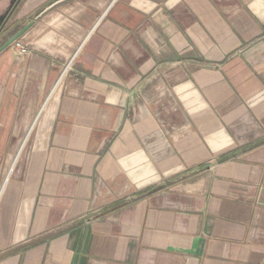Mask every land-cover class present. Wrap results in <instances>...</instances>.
Here are the masks:
<instances>
[{"label":"crops","instance_id":"crops-1","mask_svg":"<svg viewBox=\"0 0 264 264\" xmlns=\"http://www.w3.org/2000/svg\"><path fill=\"white\" fill-rule=\"evenodd\" d=\"M58 4L0 53V264H264V0Z\"/></svg>","mask_w":264,"mask_h":264},{"label":"rangeland","instance_id":"rangeland-1","mask_svg":"<svg viewBox=\"0 0 264 264\" xmlns=\"http://www.w3.org/2000/svg\"><path fill=\"white\" fill-rule=\"evenodd\" d=\"M55 1L57 0H42L33 8L26 12H22L26 2V0H24L23 4L13 17L14 23H18L14 24V26L11 28V32H15L18 28L25 25L30 19L35 21L42 18L46 12L41 15L40 13ZM56 6H59V4ZM20 38H18L19 41L21 40ZM2 78L3 77H1V79ZM7 99L11 102L13 100L12 97ZM1 100H3L2 97L0 98V103ZM14 117L15 114L11 112L0 111L1 123H3L5 120L7 124H11ZM38 132L39 129L37 128L13 129L0 127V193L4 185L11 180L18 181L20 183V192L24 180L26 177H28L27 174L30 173L29 167L31 164L32 152L34 150V143L36 142ZM32 169L33 168H31V172L33 171Z\"/></svg>","mask_w":264,"mask_h":264},{"label":"flooded vegetation","instance_id":"flooded-vegetation-1","mask_svg":"<svg viewBox=\"0 0 264 264\" xmlns=\"http://www.w3.org/2000/svg\"><path fill=\"white\" fill-rule=\"evenodd\" d=\"M23 1L24 0H0V46L22 27L21 26L13 33L11 32V28L14 26V24L18 23V22L14 23L13 17L15 13L19 10L20 6L23 4ZM11 11L12 13L8 18V20L6 21L7 18L6 16ZM30 20H28L27 22H29Z\"/></svg>","mask_w":264,"mask_h":264},{"label":"water","instance_id":"water-1","mask_svg":"<svg viewBox=\"0 0 264 264\" xmlns=\"http://www.w3.org/2000/svg\"><path fill=\"white\" fill-rule=\"evenodd\" d=\"M64 0H57L55 1L53 4L47 6L41 13H45L46 11H48L50 8H52L54 5L62 2ZM14 9V8H13ZM12 9V11H13ZM12 11L6 16V21L8 20V18L10 17ZM34 20H30L29 22H27L24 26H22L16 33H14L6 42H4L1 46H0V53L6 49L8 46H10L16 39L20 38L33 24H34ZM4 26V25H3Z\"/></svg>","mask_w":264,"mask_h":264},{"label":"built area","instance_id":"built-area-1","mask_svg":"<svg viewBox=\"0 0 264 264\" xmlns=\"http://www.w3.org/2000/svg\"><path fill=\"white\" fill-rule=\"evenodd\" d=\"M13 44H14V46H15V48L17 50H19L20 52H25V49H24L21 41H19V39H17L16 41H14Z\"/></svg>","mask_w":264,"mask_h":264}]
</instances>
